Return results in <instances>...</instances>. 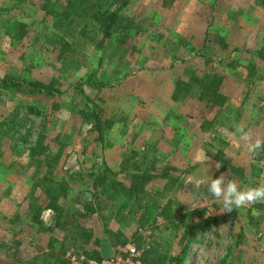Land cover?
<instances>
[{
  "label": "rangeland",
  "instance_id": "1",
  "mask_svg": "<svg viewBox=\"0 0 264 264\" xmlns=\"http://www.w3.org/2000/svg\"><path fill=\"white\" fill-rule=\"evenodd\" d=\"M78 1L0 0V78L60 88L0 91V264H72L68 252L103 259L126 245L160 264H264V202L229 212L208 191L221 174L264 182V151L235 135L264 137V0ZM123 1L108 36L80 10ZM85 104L111 120L102 139ZM50 183L64 225L46 205Z\"/></svg>",
  "mask_w": 264,
  "mask_h": 264
},
{
  "label": "trees",
  "instance_id": "2",
  "mask_svg": "<svg viewBox=\"0 0 264 264\" xmlns=\"http://www.w3.org/2000/svg\"><path fill=\"white\" fill-rule=\"evenodd\" d=\"M81 1L83 2V0H79L78 2H81ZM122 5H125V1L121 2L119 6L113 8L112 10L108 9V10L103 11L101 6L93 7L90 10L88 5L84 6L82 4L80 10L83 11L84 13L89 11L90 16L99 22L102 34L104 36H108L111 28L114 27L119 21L120 7ZM73 9H76L75 3H73ZM67 15H68V13H66V16ZM2 90H11L14 93H18L21 95H29V96L35 95V94H42L45 96H54L56 93L60 92L59 82L54 80V79H52L48 82H43V81H40L38 79L13 78V77H9V76H4L3 78H0V91H2ZM28 108L31 111L38 113V111L36 110V108L34 106L29 105ZM79 113H80L82 118H84L86 120H90L93 122L94 129L96 130V133H97V138L102 139L103 131H104L105 127L110 124L111 120L109 118H102L101 109L95 105L88 106L87 104H85L84 107L79 111ZM128 176L133 178L135 180V182H142L148 178L150 179V177H151L150 174L145 173V172L130 173V174H128ZM98 179L99 178H96L97 183H98V181H97ZM56 187L57 186L55 183L47 184L46 186H44L43 192H44V194L48 200V203L46 205L55 209V211L57 213L55 223L57 226H58V224L60 226V225H64V223L60 222L59 214H60V211H62V209L59 206L60 204L59 205L57 204V196H56L55 192H56L58 187L57 188ZM112 195L114 196L115 192H111V194H109V196H112ZM87 208L91 209L92 211H96V209L94 210L91 205H88ZM37 216H38V213L36 212L35 217H34V221L37 220ZM188 233L189 234L191 233V228L188 229L186 226V228L182 234L183 240L187 236ZM241 236H242V233L239 234V239ZM90 238H91V233L82 230L81 237L78 239H81V241H84V242H88L90 240ZM93 243L95 244V246H97L98 240H94ZM5 247H9L8 244H6ZM12 249H13V252H11V254L15 258L16 257V249H15V247H13ZM52 254H56V253H52ZM84 254H85L87 259L100 260L102 258L100 255V252L94 248L86 250ZM146 255L145 256L143 255V257H141L143 264H160L159 260L152 259L150 257H147ZM48 261H49V259H48ZM52 263H54V262H52ZM55 264H57V263L55 262Z\"/></svg>",
  "mask_w": 264,
  "mask_h": 264
},
{
  "label": "clouds",
  "instance_id": "3",
  "mask_svg": "<svg viewBox=\"0 0 264 264\" xmlns=\"http://www.w3.org/2000/svg\"><path fill=\"white\" fill-rule=\"evenodd\" d=\"M235 135L239 139L237 146H242L248 153L255 155L264 151V137L254 135L244 125L235 126ZM201 156L206 157L205 153H201ZM208 191L216 200L222 202L224 211L229 212L234 208L240 209L256 202H264V182L241 187L235 180L226 182L224 174L211 179L208 184Z\"/></svg>",
  "mask_w": 264,
  "mask_h": 264
},
{
  "label": "built area",
  "instance_id": "4",
  "mask_svg": "<svg viewBox=\"0 0 264 264\" xmlns=\"http://www.w3.org/2000/svg\"><path fill=\"white\" fill-rule=\"evenodd\" d=\"M68 255L71 257L72 264H77L81 260H85L88 264H143L141 252L133 245H126L115 255L100 260L87 259L83 254L72 252H68Z\"/></svg>",
  "mask_w": 264,
  "mask_h": 264
},
{
  "label": "crops",
  "instance_id": "5",
  "mask_svg": "<svg viewBox=\"0 0 264 264\" xmlns=\"http://www.w3.org/2000/svg\"><path fill=\"white\" fill-rule=\"evenodd\" d=\"M104 248H106V247H104Z\"/></svg>",
  "mask_w": 264,
  "mask_h": 264
}]
</instances>
